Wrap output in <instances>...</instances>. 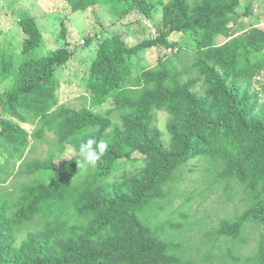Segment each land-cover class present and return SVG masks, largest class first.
Listing matches in <instances>:
<instances>
[{"label": "trees", "instance_id": "1", "mask_svg": "<svg viewBox=\"0 0 264 264\" xmlns=\"http://www.w3.org/2000/svg\"><path fill=\"white\" fill-rule=\"evenodd\" d=\"M68 1L75 10H86L97 0ZM240 8L241 0H171L168 25L159 38L132 49L119 36L104 41L87 83L97 104L115 99L124 113V129L104 135L97 129L110 127V119L88 109L65 110L59 116L61 142L74 145L78 151L89 138L107 142L108 149L97 162V183L135 152L143 155L147 166L121 183L94 187V197L84 213H97V222L82 242L83 247L72 246L51 255L45 250L46 242L33 239L25 260L18 263L6 259H12L15 253L11 251L10 231L40 212L53 215L64 211L75 199H82L86 184L74 185L82 168L77 163L79 153L60 167L33 162L29 173L53 171L54 177L26 187L14 215L9 216L7 208L0 206V264H177L181 246L156 238L140 221L139 213L162 196L163 186L176 168L205 152L222 158L228 178L238 179L252 192V206L233 223L226 222L220 236L234 241L248 226H264V103L260 104L253 92L254 78L264 72V30L256 28L243 38L237 37ZM21 26L26 39L24 60L17 71L12 56L0 47V84L13 79L1 104L4 112L19 119L26 107L55 105V68L72 56L67 49H60L35 58L33 52L43 42V34L32 18H24ZM180 32L194 36L199 53L194 67L205 79L204 95L193 91L194 81L183 84L185 74L191 70L173 75L169 70H150L139 78L146 86L143 90L132 92L123 87L116 70L125 58L159 46ZM219 37L232 40L219 45ZM155 109L166 110L172 116L168 126L172 134L170 147L155 125ZM0 128V146L8 155L5 167L19 160L29 133L7 120L0 121ZM257 254V264H264V236Z\"/></svg>", "mask_w": 264, "mask_h": 264}, {"label": "rangeland", "instance_id": "2", "mask_svg": "<svg viewBox=\"0 0 264 264\" xmlns=\"http://www.w3.org/2000/svg\"><path fill=\"white\" fill-rule=\"evenodd\" d=\"M170 1L97 0L86 10H75L68 0H0V47L12 56L16 71L24 60L26 34L21 21L26 17L36 20L43 34V42L33 52L35 58L60 49L72 53L66 63L55 68L53 91L56 103L51 108L26 107L21 110V119L15 118L4 112L1 104L13 79L0 84V121L16 123L29 133L19 160L5 167L8 155L0 146V206L7 208L9 216L19 210L18 203L26 187L51 181L54 177L53 171L29 173V165L39 161L60 167L79 153L74 145L61 142L63 133L59 116L63 111L88 109L110 119V127L97 129L104 135L124 129V113L118 109L115 99L97 104L87 77L106 39L119 36L132 49L159 38L168 25ZM238 17L237 37L243 38L256 28L264 30V0H241ZM231 40L219 37L217 44ZM198 54L191 33H174L159 46L125 58L122 67L116 71L123 87L136 92L146 87L139 82L146 71L169 70L173 75L191 70L185 74L183 84L194 81L193 91L204 95L205 79L194 67ZM253 83V92L262 104L264 72L258 74ZM153 113L162 140L170 147L172 134L168 126L172 116L166 110L155 109ZM131 157H124L117 170L102 183L95 180L97 163L82 166L74 180L75 186L86 183L82 187V199H75L64 211L53 215L40 212L25 225L15 226L8 234L13 247L11 251L15 250L14 257L6 259L23 263L33 239L46 242L45 250L51 255L63 253L72 246L83 247L82 242L97 222V213H84L94 197V187L121 183L125 177H134L146 168L140 152ZM226 171L222 158L206 152L190 159L173 171L163 186L162 196L139 213L140 221L156 238L181 246L177 264H257V253L264 236L263 225L248 226L238 240L220 236L226 222L233 223L252 206V192L238 179L228 178Z\"/></svg>", "mask_w": 264, "mask_h": 264}, {"label": "clouds", "instance_id": "3", "mask_svg": "<svg viewBox=\"0 0 264 264\" xmlns=\"http://www.w3.org/2000/svg\"><path fill=\"white\" fill-rule=\"evenodd\" d=\"M108 144L104 140L97 141L94 138H89L79 145L80 159L77 162L78 167L95 166V164L106 153Z\"/></svg>", "mask_w": 264, "mask_h": 264}]
</instances>
